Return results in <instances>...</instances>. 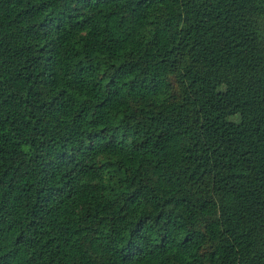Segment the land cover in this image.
Listing matches in <instances>:
<instances>
[{
  "label": "trees",
  "instance_id": "1",
  "mask_svg": "<svg viewBox=\"0 0 264 264\" xmlns=\"http://www.w3.org/2000/svg\"><path fill=\"white\" fill-rule=\"evenodd\" d=\"M0 264H264V0H0Z\"/></svg>",
  "mask_w": 264,
  "mask_h": 264
},
{
  "label": "rangeland",
  "instance_id": "2",
  "mask_svg": "<svg viewBox=\"0 0 264 264\" xmlns=\"http://www.w3.org/2000/svg\"><path fill=\"white\" fill-rule=\"evenodd\" d=\"M231 119V118H230ZM231 120H235V118L231 119Z\"/></svg>",
  "mask_w": 264,
  "mask_h": 264
}]
</instances>
